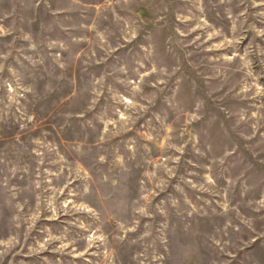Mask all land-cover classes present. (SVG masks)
I'll return each instance as SVG.
<instances>
[{"label": "rangeland", "instance_id": "374dc122", "mask_svg": "<svg viewBox=\"0 0 264 264\" xmlns=\"http://www.w3.org/2000/svg\"><path fill=\"white\" fill-rule=\"evenodd\" d=\"M0 264H264V0H0Z\"/></svg>", "mask_w": 264, "mask_h": 264}]
</instances>
